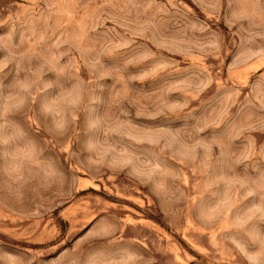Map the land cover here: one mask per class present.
<instances>
[{
	"label": "rangeland",
	"instance_id": "rangeland-1",
	"mask_svg": "<svg viewBox=\"0 0 264 264\" xmlns=\"http://www.w3.org/2000/svg\"><path fill=\"white\" fill-rule=\"evenodd\" d=\"M0 264H264V0H0Z\"/></svg>",
	"mask_w": 264,
	"mask_h": 264
}]
</instances>
